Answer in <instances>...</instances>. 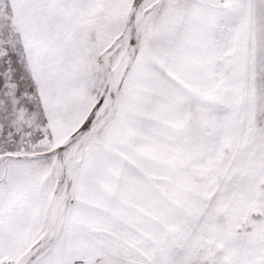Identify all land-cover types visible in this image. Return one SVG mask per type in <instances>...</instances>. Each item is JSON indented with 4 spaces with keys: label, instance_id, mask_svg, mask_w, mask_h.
Masks as SVG:
<instances>
[{
    "label": "rangeland",
    "instance_id": "374dc122",
    "mask_svg": "<svg viewBox=\"0 0 264 264\" xmlns=\"http://www.w3.org/2000/svg\"><path fill=\"white\" fill-rule=\"evenodd\" d=\"M0 264H264V0H0Z\"/></svg>",
    "mask_w": 264,
    "mask_h": 264
}]
</instances>
